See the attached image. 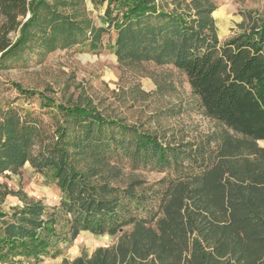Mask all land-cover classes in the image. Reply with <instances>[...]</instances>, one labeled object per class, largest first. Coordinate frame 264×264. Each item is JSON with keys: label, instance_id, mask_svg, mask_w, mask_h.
<instances>
[{"label": "trees", "instance_id": "16d2710c", "mask_svg": "<svg viewBox=\"0 0 264 264\" xmlns=\"http://www.w3.org/2000/svg\"><path fill=\"white\" fill-rule=\"evenodd\" d=\"M92 1L105 4L97 28L63 11L70 0H0L1 59L19 60L23 51L33 52L36 46L37 55L51 53L87 39L94 48L101 33L112 28L110 46L118 61L172 65L186 76L205 115L237 134L264 141V24L219 43L214 9L203 0H183V8L180 0H172L170 9L157 0ZM12 31L17 32L13 42L7 37ZM14 87L24 95L35 93ZM43 100L44 106L54 104L45 96ZM56 107L61 117L56 141L36 155L32 147L40 138L38 119L16 108L0 109V172H16L29 162L61 192L58 205L25 196L20 208L0 209V264H38L52 254L55 243L73 241L81 231L115 236L130 225L140 232L137 238L135 230L131 233L130 243L122 233L115 246L99 247L91 257L64 258L61 264H264V151L240 171L217 164L189 174L187 181L199 185L197 196L168 190L153 211L151 200L136 195L132 183L118 189L91 178L96 167L113 158H129L135 166L169 167L171 158L177 162L169 147L158 136L108 118L90 104ZM84 159L92 165L81 170L78 161ZM153 222L155 233L142 230ZM143 232L148 234L145 242Z\"/></svg>", "mask_w": 264, "mask_h": 264}, {"label": "rangeland", "instance_id": "374dc122", "mask_svg": "<svg viewBox=\"0 0 264 264\" xmlns=\"http://www.w3.org/2000/svg\"><path fill=\"white\" fill-rule=\"evenodd\" d=\"M70 1L64 7L65 13L89 22L94 28L102 25L105 4L101 6L92 0ZM157 1L166 9L173 7L172 0ZM180 1L183 8V0ZM201 3L214 9L211 17L219 43L253 25L264 24V0H203ZM3 23L4 17L0 14V26ZM16 36L14 31L7 35L12 42ZM114 39L115 32L111 28L101 33L94 48H90L87 39L81 46L42 55H37L36 46L33 52L23 51L19 60L1 59L0 53V109L16 108L21 114L32 113L38 119L41 133L32 147L33 155L56 141L55 129L61 124L57 104H90L108 118L158 136L161 143L169 147L170 156L177 157L176 163L171 158L170 166L163 168L150 164L135 166L129 158H113L96 167L91 178L96 184L107 183L118 189H125L132 183L135 194L147 195L151 200L148 207L156 211L160 197L168 190L174 189L177 195L176 190L181 189L188 198L197 196L199 191L194 189H199V185L187 181L189 174L213 169L217 164L225 171H240L255 159L256 153L264 151V141L237 134L205 115L186 76L172 65L118 61L110 46ZM14 84L35 93L24 95ZM44 96L54 104L44 106ZM91 165L90 159L78 161L81 170ZM182 179L185 182H178ZM60 193L51 178L29 162L16 172H0V209L4 212L20 208L25 196L48 206L58 205ZM157 213V216L163 215L159 209ZM146 214L152 213L141 212V215ZM135 228L132 225L124 227L115 236L81 231L73 241L55 243L52 254L43 257L38 264H61L64 258L72 261L79 256L91 257L99 247L115 246L122 233L129 237L135 230L133 236L137 238L140 232ZM142 230L152 234L157 228L153 222ZM147 235L143 232V242L149 240ZM227 242L231 243V239ZM185 254L187 257L186 250ZM261 260L264 262V258ZM241 261L235 264H247Z\"/></svg>", "mask_w": 264, "mask_h": 264}]
</instances>
